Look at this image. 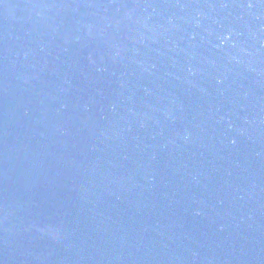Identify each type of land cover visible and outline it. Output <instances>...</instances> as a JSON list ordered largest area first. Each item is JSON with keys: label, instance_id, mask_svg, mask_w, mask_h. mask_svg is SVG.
Wrapping results in <instances>:
<instances>
[{"label": "water", "instance_id": "water-1", "mask_svg": "<svg viewBox=\"0 0 264 264\" xmlns=\"http://www.w3.org/2000/svg\"><path fill=\"white\" fill-rule=\"evenodd\" d=\"M0 264H264V0H0Z\"/></svg>", "mask_w": 264, "mask_h": 264}]
</instances>
